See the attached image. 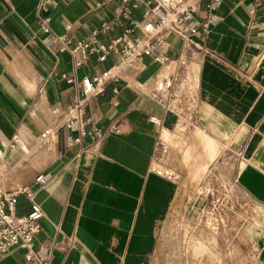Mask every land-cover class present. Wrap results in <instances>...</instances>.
Wrapping results in <instances>:
<instances>
[{
	"label": "crops",
	"instance_id": "obj_1",
	"mask_svg": "<svg viewBox=\"0 0 264 264\" xmlns=\"http://www.w3.org/2000/svg\"><path fill=\"white\" fill-rule=\"evenodd\" d=\"M213 1L200 3L194 44L167 35L93 99L82 116L86 136L76 123L43 145L52 111L68 109L78 94L64 76L80 82L116 61L74 57L56 38L120 36V0H59L43 13L50 34L37 21V0H0V190H32L45 213L35 250L51 264H157L164 224L177 204L190 203L179 199L193 184L189 150L198 158L193 169L204 168L215 143L214 162L227 167L229 186L264 209V0H219L211 9ZM159 137L170 144L176 181L150 171ZM29 211L22 196L18 214ZM24 254L13 249L0 264H36Z\"/></svg>",
	"mask_w": 264,
	"mask_h": 264
},
{
	"label": "built area",
	"instance_id": "obj_2",
	"mask_svg": "<svg viewBox=\"0 0 264 264\" xmlns=\"http://www.w3.org/2000/svg\"><path fill=\"white\" fill-rule=\"evenodd\" d=\"M37 21L45 34L51 33L50 19L44 12L56 8L59 0H37ZM203 0H120V5L115 9V21L122 27L120 36L102 41L98 33L86 39L73 41L69 35L57 37L63 52L72 56H81L88 60L96 56L101 63L109 57H115V63L104 72L95 76H85L77 82L72 76H64L70 83L74 82L78 94L68 109H54L52 114L55 122L46 128L40 138V144H49L60 130H70L74 124L80 123L81 137L87 135L82 116L86 113L93 99L101 94L110 83L125 79L127 70H135L136 65L145 58L155 54L156 48L165 42L167 35L181 38L184 44H194L193 38L200 27L195 25L200 3ZM220 4L219 0L213 1V9ZM135 12L140 13L136 19ZM206 30L207 25L203 24ZM111 25L105 23L101 32L108 33ZM155 60L164 63L165 59L157 57ZM81 63H77V67ZM117 94V90H113ZM77 140L76 142H79ZM14 143L23 147V143L14 138ZM171 147L163 137L157 139L151 159L150 171L169 181H176V174L167 166L171 157ZM39 185H44L43 177L37 179ZM24 196L30 203V211L26 215L18 214L20 198ZM35 195L30 188H18L14 191L3 192L0 190V255L5 256L13 249L25 252L26 262L36 264H51L50 259L41 256L35 250V240L42 230L41 222L45 216L42 207L34 201Z\"/></svg>",
	"mask_w": 264,
	"mask_h": 264
},
{
	"label": "rangeland",
	"instance_id": "obj_3",
	"mask_svg": "<svg viewBox=\"0 0 264 264\" xmlns=\"http://www.w3.org/2000/svg\"><path fill=\"white\" fill-rule=\"evenodd\" d=\"M220 149L215 143L216 155L196 170V151L189 150L193 184L180 190L179 199L189 196L190 203L177 204L164 224L157 264H264V209L229 186L227 167L215 164Z\"/></svg>",
	"mask_w": 264,
	"mask_h": 264
},
{
	"label": "bare ground",
	"instance_id": "obj_4",
	"mask_svg": "<svg viewBox=\"0 0 264 264\" xmlns=\"http://www.w3.org/2000/svg\"><path fill=\"white\" fill-rule=\"evenodd\" d=\"M26 149V148H25Z\"/></svg>",
	"mask_w": 264,
	"mask_h": 264
}]
</instances>
